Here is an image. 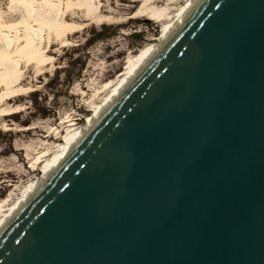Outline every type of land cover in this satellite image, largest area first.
<instances>
[{
  "label": "water",
  "instance_id": "water-1",
  "mask_svg": "<svg viewBox=\"0 0 264 264\" xmlns=\"http://www.w3.org/2000/svg\"><path fill=\"white\" fill-rule=\"evenodd\" d=\"M0 264H264V0H198L0 227Z\"/></svg>",
  "mask_w": 264,
  "mask_h": 264
},
{
  "label": "rangeland",
  "instance_id": "rangeland-1",
  "mask_svg": "<svg viewBox=\"0 0 264 264\" xmlns=\"http://www.w3.org/2000/svg\"><path fill=\"white\" fill-rule=\"evenodd\" d=\"M144 1L103 0L105 13L113 15L114 21L100 25L77 19L85 23L84 29L69 35L67 44H52L49 66L42 71L28 68L22 84L34 91L21 97L17 115H9L6 122L0 115V207L6 206L4 211L38 180L42 162L60 150L65 137L110 97L114 87L108 84L117 83L133 58L161 36L188 4V0H152L158 8H170V16L162 21L152 14L136 15ZM9 2L0 0L3 8Z\"/></svg>",
  "mask_w": 264,
  "mask_h": 264
},
{
  "label": "bare ground",
  "instance_id": "bare-ground-1",
  "mask_svg": "<svg viewBox=\"0 0 264 264\" xmlns=\"http://www.w3.org/2000/svg\"><path fill=\"white\" fill-rule=\"evenodd\" d=\"M153 1L145 0L143 3L141 2L142 4L136 15L151 16L152 14L157 18L156 20L161 19L163 21L167 19L170 16V8H158L156 4H153ZM194 1L198 0H188V4L182 8L177 19L165 26L162 35L155 38L152 44L133 58V62L127 70L124 73L121 72L117 83L111 81L108 84L109 87H114L110 97L105 98L95 108L94 115L88 118L83 123L84 125L74 129L65 137V143L61 145L59 151L57 150L58 152H54L56 154L52 158L50 157L42 162H45V165L43 164V168L40 169L38 180L29 184L25 190L23 189L22 196L13 206L11 204L8 212L3 210L6 206L0 207V227L34 190L39 180L44 179L49 171L60 162L83 131L88 128L91 120L112 101L133 73L138 70L142 62L150 58L161 40L165 39L167 34L173 30L178 21L192 7ZM102 3L103 0H10L5 8L0 4V115L5 117L4 122H6L9 115L14 116L20 112V107L17 104L21 101V97L34 91L32 86L25 87L22 84L25 74L29 70L28 68L35 66L38 69L37 71H42L46 65L49 66V63L53 60V55L50 54L52 44L55 42L67 44L69 43V35L79 33L84 29L85 23L78 22L77 19L83 18L84 22H88V24L90 22L100 25L114 21L113 15L105 13ZM135 18L136 16L130 19ZM74 125L76 124L72 126ZM7 128L9 127L7 126ZM41 158L36 161V165Z\"/></svg>",
  "mask_w": 264,
  "mask_h": 264
}]
</instances>
